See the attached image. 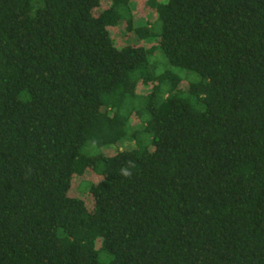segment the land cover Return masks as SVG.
I'll return each mask as SVG.
<instances>
[{
    "label": "trees",
    "instance_id": "trees-1",
    "mask_svg": "<svg viewBox=\"0 0 264 264\" xmlns=\"http://www.w3.org/2000/svg\"><path fill=\"white\" fill-rule=\"evenodd\" d=\"M132 2L0 0V264H264V0Z\"/></svg>",
    "mask_w": 264,
    "mask_h": 264
},
{
    "label": "rangeland",
    "instance_id": "rangeland-1",
    "mask_svg": "<svg viewBox=\"0 0 264 264\" xmlns=\"http://www.w3.org/2000/svg\"><path fill=\"white\" fill-rule=\"evenodd\" d=\"M132 10H133V14L135 15V24L140 26L145 24L148 20L155 18L154 17V12L152 10V8L149 7L148 5V1L149 0H132ZM105 4V3H104ZM106 5V4H105ZM126 28V24L125 23H121L119 24L117 27L112 28V34L114 35V39L116 41V44L120 45V46H124L125 43L129 42L131 44L134 45H140L141 44V40L138 39V37L134 34V33H130L127 32L125 30ZM125 42V43H124ZM152 63H154L156 65V67L158 68V70L160 72H164L166 70H170L173 69L175 73L181 75L183 77V75L185 76L183 83L181 85V87H183L184 89L187 88L188 86V82L189 81H193V82H197L200 80V76L196 73L190 72L188 70L185 69H181V68H171L169 61L167 60V58L160 52L157 51V53H155V55L152 57L151 59ZM150 85H147V87L150 89L151 87H149ZM143 87V86H141ZM147 87H143L142 91L146 94V92H148ZM136 103H137V109L141 110L142 106L146 107V99L143 97H136ZM141 107V108H140ZM133 124H135V122H133ZM136 128H139V126L137 124ZM122 150H124L123 148H120ZM127 149V148H126ZM107 149H98L97 147L91 145V144H86L83 149H82V153L88 156L91 155H96L98 154L100 151L105 152ZM89 178H91V175H89ZM89 185L90 182L88 181H84L83 183L80 182L78 184H75V191H73L74 194L80 196L79 198L83 199L86 202L87 207L90 205V194L88 193V189H89ZM92 200V199H91Z\"/></svg>",
    "mask_w": 264,
    "mask_h": 264
},
{
    "label": "clouds",
    "instance_id": "clouds-1",
    "mask_svg": "<svg viewBox=\"0 0 264 264\" xmlns=\"http://www.w3.org/2000/svg\"><path fill=\"white\" fill-rule=\"evenodd\" d=\"M127 175V173H125Z\"/></svg>",
    "mask_w": 264,
    "mask_h": 264
}]
</instances>
